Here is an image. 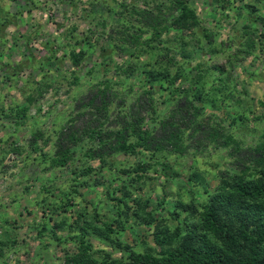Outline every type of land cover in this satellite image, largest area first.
Here are the masks:
<instances>
[{
    "label": "trees",
    "instance_id": "1",
    "mask_svg": "<svg viewBox=\"0 0 264 264\" xmlns=\"http://www.w3.org/2000/svg\"><path fill=\"white\" fill-rule=\"evenodd\" d=\"M247 6L249 15L252 9L256 10L254 5ZM22 12L18 9V14ZM133 12L140 24L122 23L124 26L115 33L119 49H130L131 55L140 58L154 48L153 43L156 40L159 43V36L168 30L174 31L178 46L173 54H169V47L163 44L161 62L157 59L153 62L149 57L151 63H145L150 68L143 71L149 85L144 84L132 99L123 92V77L139 64L113 61L115 78L99 79L93 74L86 88L90 90L89 96L85 97L83 93L75 96L77 104L65 110L67 113L61 124L49 133L41 129L31 132L30 151L26 152L31 164L37 162L41 170L49 169L50 173L54 169L70 168L75 182L70 183L66 192L62 189L59 197L52 189L40 197L38 204L48 202L51 210L59 215L51 224V220L45 218L32 221L36 236L40 238L49 230V239L62 245L63 253L57 264H264V112L251 111L250 117L236 112L231 117L230 126L252 121L254 133L249 142L230 132L215 113H206V107L216 102L212 98L220 96V89L211 92L206 89L204 73L209 68L194 61V48L201 50L202 42L212 41L213 30L203 27L201 34L195 37L199 22L195 8L188 0L159 1L151 8L133 9ZM3 17L0 18L1 37L4 27L1 24L11 23L8 17L5 20ZM256 22L264 23V16L249 19L240 26L245 40L241 57L256 55L255 51L260 47H257V39L262 35L257 33ZM143 25L152 31L150 37H144L147 32ZM186 30L194 38L189 37L194 40L191 47L188 46L190 40L182 34ZM70 31H64L62 38L66 39ZM69 47L67 56L71 68L61 72L60 76L76 85L82 80L76 69L85 57L86 49ZM106 49L101 46L99 54L106 56ZM54 52L51 53L53 56L49 53L36 62L37 69L44 68L41 61L56 66L52 60ZM192 61L196 65H191L188 70L195 69L193 75L185 70L186 63ZM213 67L214 80H225L224 69L217 65ZM96 68L94 64L91 71L94 73ZM20 72V69H9V73L1 77L6 86L0 92V119L1 116L12 118L19 125L30 117L29 107L36 97L52 87L51 79L45 76L33 79L31 70L24 78ZM187 79L195 83L192 92L183 87ZM8 83L11 89L20 86L23 102L12 99L6 103L3 93ZM155 85L161 87L160 95ZM259 103L264 105V100ZM37 110L40 111V106ZM39 140L44 146L49 144L47 151L38 144ZM16 142L11 141L9 148L11 145V150L21 154L26 146ZM208 145L213 150H223L228 158V165L213 173L216 184L210 185V180L205 177L206 170H193L188 180L201 189L199 201L191 196L188 201L182 198L173 203L167 200V194L164 199L156 200L153 193L164 192L165 183L161 179L165 178L172 156L197 155ZM31 151L37 154L32 155ZM114 154L134 156L135 162L129 166L119 165L115 171L105 173L112 165L109 159ZM95 160L98 166L97 163L91 165ZM40 179L43 182L39 188L44 190L45 180ZM106 182L110 186L106 188V194L112 202L111 208H103V198L97 195L96 201L88 202L90 211L86 210L85 204L74 213L76 208L72 207L76 199L82 200L86 194L80 191L81 188L93 186L94 189L105 186ZM143 188L146 193H142ZM26 189L29 192V188ZM51 195L55 197L50 200ZM81 200H78L79 204ZM160 205L161 209L168 210L166 216L156 213V206ZM1 228L0 261L6 257L4 249L15 250V239L8 235L11 227L5 222ZM144 228L151 232L153 244L148 243L145 236L134 238V243L124 239L127 231L135 234ZM58 230L64 234L60 235ZM68 242L72 243V248H67Z\"/></svg>",
    "mask_w": 264,
    "mask_h": 264
},
{
    "label": "rangeland",
    "instance_id": "2",
    "mask_svg": "<svg viewBox=\"0 0 264 264\" xmlns=\"http://www.w3.org/2000/svg\"><path fill=\"white\" fill-rule=\"evenodd\" d=\"M159 1L169 2V0L0 1V18L3 12L6 15L3 20L8 17L11 21L6 26L1 24L4 27H2L3 36H0V92L6 86H4L5 80L1 77L9 73V69H20V74L24 78L28 77L32 70L33 79L45 76L51 79L49 82L52 83V87H48L42 96H37L36 100L31 103L28 113L30 117L25 122L19 125L15 124L12 118L1 116L0 119V232H2L1 226L7 222L11 227L8 235L15 239V250L6 251L4 249L6 257L0 261V264H33L35 262L44 264L45 260H47V264H57L58 258L63 253L62 245L49 239V230L38 238L36 228L31 223L32 221L38 222L43 218L50 219V224L53 223L54 220L52 219H56L59 214L51 210L52 207L48 202L43 201V203L38 204L41 201L40 197L46 195V190L51 189L55 190L53 192L59 197L62 189L66 192L70 183L75 182H73L70 168H65L62 171L54 169L50 173L49 169L41 170L37 162L31 164L30 158L26 156V152L30 151L31 132L41 129L43 132L49 133L61 124L62 117L67 113L69 107L77 104L74 97L79 93H83L82 95H85V97L89 96L90 90L86 88L88 82L92 80L93 74L97 75L99 79L115 78L117 74L114 73L113 61L117 63L124 60L130 64L134 62L139 64L138 69L133 68L132 73H129L127 77H123V83H125L123 92L128 93L131 99L134 93L137 94L142 90L144 84L145 86L149 85L145 80L143 71L148 70L150 66L145 62L149 61L151 63V60L154 62L155 59L161 62L159 58L163 56V54H160L163 52V44H167L169 47V54L175 52L178 43L174 31L168 30L161 34L159 36L160 42L158 43V40H156L153 43L154 48L151 47L149 52H146L140 58L131 55L129 53L130 49H119L117 34L115 33L119 31V27L124 26L122 23L129 26L140 24L139 18L136 17L133 9L151 8L155 6V2ZM188 1L189 5L195 8L199 22L195 29L197 32L195 37L201 34L203 27L213 30L211 38L213 42L206 40L202 42L201 50L197 47L194 48L196 52L194 61L197 60L196 62L201 63L204 68H209V71L205 72L208 77L204 73L206 89L208 92L213 89H220V96L212 98L216 102H212L211 105L207 106L205 111L206 113H215L218 116L217 119L230 132L249 142L253 140L251 137V133H254L252 121L237 122V124L230 126V119L236 115V112H242L247 117L252 116L251 111L254 113L264 112V105L259 103L260 100H264V23L256 22L257 33L262 35L257 39V47H260L255 51L256 55L241 57L242 52H240L245 46L240 26L248 22L249 19L254 20L259 15L264 16V0ZM220 4L225 7H220ZM247 5L256 7V10H251L250 15V8ZM18 9L23 10V12L18 14ZM143 27L147 32L144 37H150L152 31L146 25H143ZM66 30H71L70 35L63 39L62 34L64 35ZM104 31L106 32L104 33ZM182 34L190 40L188 46L194 44V40L189 38L192 37L190 32L186 30ZM69 45L75 49L79 46L86 49V55L76 69L77 74L82 75V80L76 85L60 76L61 72L71 68L67 56ZM101 46L107 48L105 51L106 56L99 54ZM53 52L55 58L52 60L55 61L56 66L52 62L41 61L44 68L42 70L37 69L38 65L35 63H38L43 56H48L49 53ZM149 57L151 60H149ZM194 61L187 62L185 65L186 72L191 71V73L189 72L191 75L195 73V69H188L191 68V65H196ZM31 62L33 63L32 67ZM94 64L97 68L93 73L91 70ZM215 65L224 69L222 76L225 80H214L212 76L214 75L213 66ZM3 67L8 69L4 70ZM46 71L50 72L46 74ZM7 85L3 93L6 103L11 102L12 99L23 102L24 98L20 86L11 89L9 88L10 83ZM194 86L195 83L188 79L183 82L184 89L191 92L195 89ZM154 88L160 95L161 87L155 85ZM170 89L168 90L170 91ZM37 106H40V111L37 110ZM6 137H8L7 141L4 140ZM13 140H17L16 144L19 146H26V150H23L21 154L11 150L9 143ZM38 144L42 145L43 143L39 140ZM42 146L44 151L49 148V144ZM210 146L208 145V148L201 150L197 155L190 153H185L181 157L173 155L169 166L166 168L165 178L161 179L165 183L164 192L155 195L153 193V197L159 201L164 199L167 194L169 195L167 200L174 203L178 199L182 200V198L185 199L184 201H188L192 196V199L199 201L201 189L195 186L193 181L188 180L191 171L206 170L205 177L210 180V185L214 186L217 181L213 173L228 165L225 152L223 150H213ZM4 150H7V152L5 153ZM31 154L36 155L37 152L31 151ZM109 161L112 162V165L108 166L111 169L107 168L109 171L105 173L115 171L119 165L129 166L134 164L135 157L114 154ZM96 163L95 160L93 163L91 162V165ZM96 166H98V163ZM42 177L45 180L46 189L44 190L39 188L40 183L43 182L40 179ZM105 184V186L94 187V189L93 186L81 188L80 191L86 194L83 195L82 200L81 198L76 199V206L73 205L72 207L76 208L74 213L85 204L87 205L86 210H89L88 202L90 200L96 201L97 195L103 198V208L105 206L111 208L112 202L106 194L108 191L106 188H110V186L107 185L108 182ZM26 187L29 188V192H27ZM58 187L60 190L57 189ZM142 191H144L142 193L147 192L144 188ZM117 195L122 196V193L117 192ZM54 197H51L50 200ZM78 200L84 203L80 201L79 204ZM161 206H156V213L166 216L168 210L161 209ZM168 217L170 218V216ZM58 233L60 235L64 234L63 231L59 230ZM143 236H145L148 243L153 244L152 234L147 228H144V230L139 229L135 234L132 231H127L124 234V239L134 243V238H143ZM66 246L72 248V243L68 242Z\"/></svg>",
    "mask_w": 264,
    "mask_h": 264
},
{
    "label": "crops",
    "instance_id": "3",
    "mask_svg": "<svg viewBox=\"0 0 264 264\" xmlns=\"http://www.w3.org/2000/svg\"><path fill=\"white\" fill-rule=\"evenodd\" d=\"M2 16H4L5 17V14L2 12Z\"/></svg>",
    "mask_w": 264,
    "mask_h": 264
},
{
    "label": "built area",
    "instance_id": "4",
    "mask_svg": "<svg viewBox=\"0 0 264 264\" xmlns=\"http://www.w3.org/2000/svg\"><path fill=\"white\" fill-rule=\"evenodd\" d=\"M1 1V0H0ZM15 2H18V0H15Z\"/></svg>",
    "mask_w": 264,
    "mask_h": 264
}]
</instances>
